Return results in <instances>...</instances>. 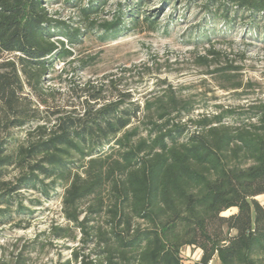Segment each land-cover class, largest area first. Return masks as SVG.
Instances as JSON below:
<instances>
[{
  "label": "trees",
  "instance_id": "trees-1",
  "mask_svg": "<svg viewBox=\"0 0 264 264\" xmlns=\"http://www.w3.org/2000/svg\"><path fill=\"white\" fill-rule=\"evenodd\" d=\"M194 1L225 23L264 26V0ZM46 2L0 0V221L21 190L47 195L46 181L61 182L64 217L96 247L94 258L74 253L63 264H183L184 247L202 251L197 264L215 257L220 264H264V206L255 199L264 195V106L255 107V123L234 110L189 120L196 129L189 134L183 120L193 105L171 89L140 104L119 88L120 80L106 76L70 81L65 101L47 76L73 56L83 32L55 19ZM143 4L136 0L131 11ZM100 5L80 9L86 33L94 30L90 20ZM123 17L98 26L102 40L121 31ZM220 57L211 49L199 62L210 67ZM214 70L225 90L243 88L230 74L237 67ZM236 117L238 125L224 122ZM24 128L19 141L15 132ZM9 169L18 171L15 181L6 179ZM91 198L81 221V205ZM232 209L237 212L223 216ZM103 212L110 229L88 230V214ZM68 228L57 236L67 238L60 233Z\"/></svg>",
  "mask_w": 264,
  "mask_h": 264
},
{
  "label": "rangeland",
  "instance_id": "rangeland-1",
  "mask_svg": "<svg viewBox=\"0 0 264 264\" xmlns=\"http://www.w3.org/2000/svg\"><path fill=\"white\" fill-rule=\"evenodd\" d=\"M46 1L48 11L55 19L83 32L82 43L73 48V56L57 61L54 71L47 76L48 85L59 90L65 101L71 99L67 91L73 83L112 76L120 80L119 88L131 91L134 101L140 104L155 99L165 89H171L178 98L189 101L193 112L183 120V123L187 122L189 134L196 131L189 120L228 110L242 114L238 117L245 120L244 123L257 121L253 118L258 115L254 109L264 106L263 24L252 27L244 21L225 23L207 14L194 0H179L177 4L165 7L163 0H144L143 7L137 12L131 11L136 0H99L103 5L90 20L95 25L94 30L86 33L89 26L80 9L98 0ZM121 14L124 16L121 31L114 38L102 40L104 34L98 26L105 21H115ZM147 16L153 24L145 20ZM211 49L220 52L221 57L217 65L203 66L199 57L208 55ZM226 64L239 69L230 74L234 80L243 83L242 89L223 88L228 84L214 69ZM238 117L227 118L224 122L238 125ZM251 117L253 120H248ZM141 127L142 135L146 136ZM27 130L15 132L19 141L24 140ZM17 177L18 171L9 169L6 179L15 181ZM45 184L49 185L47 195L43 190H21L11 201L8 215L0 221V264H63L72 259L74 253L80 258H94L93 240L64 217L65 185L61 182L53 185L51 181ZM107 192H103L106 203L109 201ZM255 199L264 206V195ZM93 203L91 198L81 205L84 212L81 221ZM236 212L232 209L223 216ZM88 217V230L110 229L107 212L101 215L89 213ZM68 227L72 230L60 235L67 233L69 236L59 238L57 229ZM181 258L183 264H197L201 261L202 251L184 247ZM211 264H220L219 259L215 257Z\"/></svg>",
  "mask_w": 264,
  "mask_h": 264
}]
</instances>
